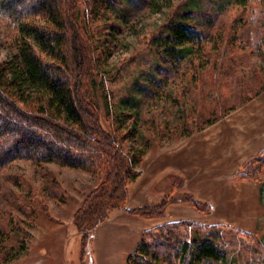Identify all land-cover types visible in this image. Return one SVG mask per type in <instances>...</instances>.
Instances as JSON below:
<instances>
[{
    "label": "rangeland",
    "instance_id": "rangeland-1",
    "mask_svg": "<svg viewBox=\"0 0 264 264\" xmlns=\"http://www.w3.org/2000/svg\"><path fill=\"white\" fill-rule=\"evenodd\" d=\"M79 1L102 122L129 133L126 153L146 149L129 203L166 210L142 225L110 217L82 240L74 215L104 174L17 160L0 168V264H124L142 228L179 220L207 226L231 264H264V0ZM180 23L195 43L170 59ZM16 38L0 15V66Z\"/></svg>",
    "mask_w": 264,
    "mask_h": 264
},
{
    "label": "trees",
    "instance_id": "trees-1",
    "mask_svg": "<svg viewBox=\"0 0 264 264\" xmlns=\"http://www.w3.org/2000/svg\"><path fill=\"white\" fill-rule=\"evenodd\" d=\"M252 1L232 0L239 6ZM79 2L0 0V15L17 33L16 53L0 66V168L25 160L35 166L103 173L100 185L74 215L77 234L84 240L115 210L158 218L166 205L163 199L126 207L128 184L139 176L146 149L126 153L123 145L129 133L118 134L102 122L96 59L86 24L79 21ZM195 34L181 23L171 27L164 43L166 55L174 59L189 52ZM137 119L130 137L137 132ZM209 230L190 220L145 230L125 264H231L229 252Z\"/></svg>",
    "mask_w": 264,
    "mask_h": 264
},
{
    "label": "crops",
    "instance_id": "crops-1",
    "mask_svg": "<svg viewBox=\"0 0 264 264\" xmlns=\"http://www.w3.org/2000/svg\"><path fill=\"white\" fill-rule=\"evenodd\" d=\"M130 188V187H129ZM129 200L130 199H128V201H127V208L128 209H131V208H135V207H138V206H132L130 203H129ZM125 213H128V212H126L125 210H115V211H113L112 213H111V219L114 217H120V218H126V219H128L129 221H131V222H134V223H141V225L142 224H145L146 223V221H150V219H146V218H141V217H138V216H136V215H133V214H130V213H128V214H130V216H132L133 215V217H126L127 215L125 214ZM136 217V218H135ZM131 218V219H130ZM138 218V219H137ZM125 221V220H124ZM153 227H155V226H152L151 228H153ZM143 230H142V232L140 233V238H141V235H142V233L145 231V230H148V229H150V228H148V229H145V228H142ZM137 239V238H136ZM136 239H135V241H134V244L133 245H131V246H128L125 250H124V253H123V259H124V261L126 262V259H127V257L135 250V248H136V246H137V244L138 243H136ZM125 262H124V264H125Z\"/></svg>",
    "mask_w": 264,
    "mask_h": 264
}]
</instances>
